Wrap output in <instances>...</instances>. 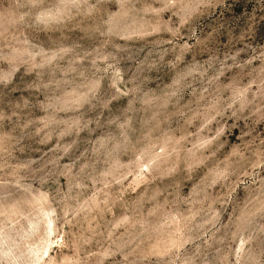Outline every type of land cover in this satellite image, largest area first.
<instances>
[{
	"label": "rangeland",
	"instance_id": "374dc122",
	"mask_svg": "<svg viewBox=\"0 0 264 264\" xmlns=\"http://www.w3.org/2000/svg\"><path fill=\"white\" fill-rule=\"evenodd\" d=\"M0 264H264V0H0Z\"/></svg>",
	"mask_w": 264,
	"mask_h": 264
}]
</instances>
